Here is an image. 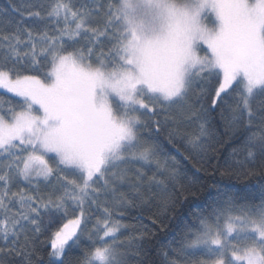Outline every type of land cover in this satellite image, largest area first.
Returning a JSON list of instances; mask_svg holds the SVG:
<instances>
[{"label":"snow or ice","instance_id":"snow-or-ice-1","mask_svg":"<svg viewBox=\"0 0 264 264\" xmlns=\"http://www.w3.org/2000/svg\"><path fill=\"white\" fill-rule=\"evenodd\" d=\"M185 161L259 179L182 221L203 189ZM153 207L158 230L179 222L160 264H264V0H8L0 264H156V234L123 223Z\"/></svg>","mask_w":264,"mask_h":264},{"label":"trees","instance_id":"trees-1","mask_svg":"<svg viewBox=\"0 0 264 264\" xmlns=\"http://www.w3.org/2000/svg\"><path fill=\"white\" fill-rule=\"evenodd\" d=\"M7 4H8V0H0V8L7 7ZM216 123H217V126L219 127V131L223 133L224 128L222 127V125H220L218 117L216 118ZM221 139H222V144L218 145V147L220 148V154L218 155L217 159H214L212 161V165H216L217 163H219L222 166L224 163V159L227 158L228 153L231 151V149L227 147L228 137L223 136ZM161 141L166 146V150H171V146L167 145V142L166 140H164L163 137H161ZM180 159H183V158L180 157ZM184 164H185V167L189 169L190 175L195 174L196 176L200 177V182L203 185V189H202V195L200 197H191V196L188 197L189 202H190L188 205H185L183 208H181L179 205L177 206V213L180 214L182 221L191 219L189 215L190 210L195 211L198 208L203 207L204 202L208 198V195H209V188L212 185L218 184L221 187L227 186L228 188L232 190L243 191L245 185H249V184L254 185L257 183L259 179L258 177L254 179H248V178L241 177L239 180H237L234 177L231 179L227 177L222 178L218 172L215 175H213L212 167L208 165H205V167L208 168L207 172H203V171L197 172L196 167H199V165H197L196 167H193V162L191 161H185ZM221 170H222V167H221ZM156 211L157 210L155 207L151 208V210L146 209L143 212H141L139 208H129L123 217V223L128 224L130 226H135L137 228L142 227V226L147 227L149 231L154 232L156 234L155 240L153 241V243L150 245H146V247L150 249L149 258H148L149 261L154 260L156 264H160V258L157 257L156 250L161 245H166L173 239L178 229L179 222L171 221L172 227L170 229L158 230L159 225L158 224L153 225L151 223V220L149 219V217L152 216ZM172 215H173L172 213H169L170 217ZM168 223L169 221L166 220L165 224H168ZM133 234L134 233L131 232L130 230L129 232L125 233L124 236L121 237V239H124L126 236L133 235ZM45 239H46L45 236L40 237L41 241H44ZM88 243L89 242L85 238L84 244H88ZM38 246L40 248L38 256H42L44 260L46 261L49 246L47 244H40ZM77 255H79V250L74 248L73 250L69 251L68 257L66 259H73ZM131 264H136L135 259L131 261Z\"/></svg>","mask_w":264,"mask_h":264}]
</instances>
